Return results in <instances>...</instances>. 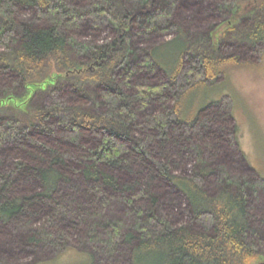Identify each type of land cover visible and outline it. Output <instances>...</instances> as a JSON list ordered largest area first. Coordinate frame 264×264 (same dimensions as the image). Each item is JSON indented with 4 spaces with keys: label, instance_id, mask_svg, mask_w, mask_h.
Here are the masks:
<instances>
[{
    "label": "trees",
    "instance_id": "16d2710c",
    "mask_svg": "<svg viewBox=\"0 0 264 264\" xmlns=\"http://www.w3.org/2000/svg\"><path fill=\"white\" fill-rule=\"evenodd\" d=\"M224 1L0 0V102L15 95V78L22 95L54 69L66 73L60 90L78 96L52 106L35 104L33 96L23 111L0 106V223L41 219L42 235L31 230L26 245L44 239L64 251L72 224L60 217L62 205L54 206V197L63 187L78 191L79 181L92 205L95 197L103 204L117 196L138 219L136 232L111 234L113 242L130 247L129 264L264 258V241L250 221L249 188L239 182L233 190L222 181L210 195L205 187L223 174L215 159L237 136L235 128L225 135L230 144L224 141L227 115L219 102L193 106L194 87L229 69L255 67L224 55L225 41L248 47L259 63L264 55V17H253L264 14V0H255L253 15L221 33L217 47L211 34L221 23L196 38L188 35L206 12L212 20L225 11ZM238 2L228 9L235 11ZM165 36L171 38L150 47ZM138 41L149 46L140 49ZM155 73L162 75L159 81ZM87 86L94 97L86 95ZM153 106L154 113H144ZM172 194L185 201L188 225L154 214ZM93 233L89 228L86 235L92 239ZM94 257L89 254V264Z\"/></svg>",
    "mask_w": 264,
    "mask_h": 264
},
{
    "label": "rangeland",
    "instance_id": "374dc122",
    "mask_svg": "<svg viewBox=\"0 0 264 264\" xmlns=\"http://www.w3.org/2000/svg\"><path fill=\"white\" fill-rule=\"evenodd\" d=\"M211 1L202 0V3L205 6L209 2L211 4ZM231 1H224L226 3L225 11ZM255 4V0H239L235 14H233L235 11L229 8L228 13L227 11L214 13L212 20L208 18L209 12H206L202 18L203 24L193 23L188 35H193L196 38L199 34L214 30V27L221 23L211 34L213 45L217 47L221 33L239 22L241 23L243 18L253 15ZM260 13L262 12L258 14ZM231 14L235 16L232 15L229 19ZM258 14L257 16L254 14L253 17H264V14ZM207 18L209 23L204 24ZM169 38L171 37L165 36L153 39L154 43L150 47L156 43L167 41ZM147 45L149 46V42L138 41L137 47L143 49ZM222 50L224 55L237 56L239 62L251 63L255 67L229 69L224 74L209 79L203 86L194 87L196 94L193 97V106L198 107L205 104L206 101L208 103L219 102L227 115L224 122L222 121L224 127L219 126L224 129V138H226L224 141H229L227 137L235 128L237 136L236 143L232 147L225 143L227 149H220L221 156L224 155L220 158L221 160L215 159L216 163L224 166L223 174L219 177L216 174L213 175L206 181L205 187L210 195H214L221 187L222 181L231 186L233 190L239 182L244 183L249 188L250 221L256 228L258 236L264 241V55L259 63L258 57L248 47L232 41H225ZM67 57L70 58V56ZM66 64L68 63L66 62ZM65 74V72H58L54 69L41 83L27 86L22 95H20L22 92L19 86L20 82L18 83L15 78V95L0 102V106L23 111L33 96L34 103L41 106H52L57 100H61V105L73 102L78 96L63 92L64 89L60 90V84H57L63 81ZM152 76L157 77L158 81L162 77L158 73ZM143 77L145 76L140 74V78ZM52 87L56 90L55 92L50 90ZM85 91L86 95L91 97H94L93 94L96 95L93 87L87 86ZM191 99L182 102L186 109L188 108L187 103ZM88 107H85L87 112L90 111ZM154 111L156 108L154 109L153 106L146 109L144 113L152 114ZM8 118L11 119L12 114H9ZM138 135L141 136V134ZM0 160L3 165L5 160L1 156ZM35 185L33 188L39 190ZM76 188L79 190L71 192L63 187L61 196L54 195L53 205H62L63 211L60 212V217L64 219V222L72 224V228H74L67 230L64 235L66 237L63 245L64 251H60L44 239L38 245H26L25 239L31 230L42 235L40 229L43 222L40 221L41 219L33 221L31 225L26 220L11 224L0 223V264H89V254L95 256L94 264H129L130 247L124 245L121 240L113 242L111 234L113 229H117L122 234L128 229H132L134 232L139 229V221L133 215L132 210L117 196L103 198L104 200H101L103 204H98V198L95 197L96 204L92 205L91 199L82 196L83 189L79 181H76ZM15 195L22 196L21 192H17ZM60 197H63L61 202ZM145 210L148 211L147 208ZM154 214L164 218L168 217L172 221L171 223L177 226L188 225L190 220L185 201L180 196L173 194L165 200L164 204L162 203L154 210ZM89 228L94 232L92 239L86 235ZM256 252L260 254L261 248H256ZM249 264H264V258L259 255Z\"/></svg>",
    "mask_w": 264,
    "mask_h": 264
}]
</instances>
